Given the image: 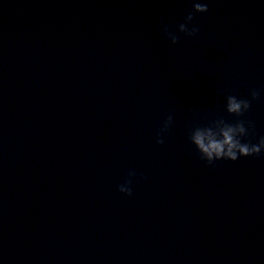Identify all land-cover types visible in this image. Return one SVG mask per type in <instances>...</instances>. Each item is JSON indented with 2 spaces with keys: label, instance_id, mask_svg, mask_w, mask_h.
Listing matches in <instances>:
<instances>
[{
  "label": "clouds",
  "instance_id": "1",
  "mask_svg": "<svg viewBox=\"0 0 264 264\" xmlns=\"http://www.w3.org/2000/svg\"><path fill=\"white\" fill-rule=\"evenodd\" d=\"M192 12L184 18L185 22L177 26V31L187 37H194L199 31L197 25L192 24L194 13H206L209 11L208 4L202 0H194ZM192 24L191 27L189 25ZM164 35L172 44L179 42L180 37L176 35L169 26L161 25ZM260 92L256 89L251 90V99L237 98L235 95L226 97L225 111L237 117L243 116L251 108V101L257 99ZM173 123V116L168 115L163 121L160 131L157 133L156 143L164 144L162 134L167 132ZM252 127L251 122L237 120L230 123L223 118H217L211 121L208 126L193 127L189 130L188 139L200 154V158L206 161L208 165H213L215 161L230 160L237 161L240 157L260 156L264 154V136L260 137L257 143L242 142V138L249 135V129ZM136 172L129 170L124 183L118 185V191L126 196L131 197L133 190L131 187L132 179Z\"/></svg>",
  "mask_w": 264,
  "mask_h": 264
}]
</instances>
